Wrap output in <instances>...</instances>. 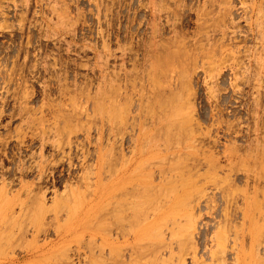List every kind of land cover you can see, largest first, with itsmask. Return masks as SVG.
Returning <instances> with one entry per match:
<instances>
[{
    "label": "rangeland",
    "instance_id": "rangeland-1",
    "mask_svg": "<svg viewBox=\"0 0 264 264\" xmlns=\"http://www.w3.org/2000/svg\"><path fill=\"white\" fill-rule=\"evenodd\" d=\"M13 257L264 264V0H0Z\"/></svg>",
    "mask_w": 264,
    "mask_h": 264
},
{
    "label": "bare ground",
    "instance_id": "bare-ground-1",
    "mask_svg": "<svg viewBox=\"0 0 264 264\" xmlns=\"http://www.w3.org/2000/svg\"><path fill=\"white\" fill-rule=\"evenodd\" d=\"M154 40V39H153ZM160 57H164V58H170V53L166 52V51H162L161 54L159 55ZM101 164V163H100ZM99 165V163H98ZM101 167V165H100ZM97 187V186H96ZM92 189H93V186H92ZM101 191H102V188H99V192H97V189H93L91 192L92 196L95 197L96 194L98 196V199H101ZM99 201V200H98ZM36 254V251H33V250H29L25 253L24 256H22V258H30L32 256H34ZM17 259L19 258H16V257H13L11 258V260H6V262H2L1 264H11L13 263L14 261H16Z\"/></svg>",
    "mask_w": 264,
    "mask_h": 264
}]
</instances>
